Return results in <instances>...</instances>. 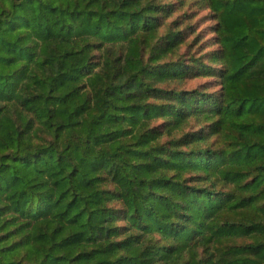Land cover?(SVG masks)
I'll use <instances>...</instances> for the list:
<instances>
[{"label":"trees","instance_id":"obj_1","mask_svg":"<svg viewBox=\"0 0 264 264\" xmlns=\"http://www.w3.org/2000/svg\"><path fill=\"white\" fill-rule=\"evenodd\" d=\"M0 264H264V0H0Z\"/></svg>","mask_w":264,"mask_h":264},{"label":"rangeland","instance_id":"obj_2","mask_svg":"<svg viewBox=\"0 0 264 264\" xmlns=\"http://www.w3.org/2000/svg\"><path fill=\"white\" fill-rule=\"evenodd\" d=\"M203 14H205L204 11H202V12L200 13V15H203ZM209 24H211V21H205V22L201 23V24L199 25L198 30H201V29L205 28V26H207V25H209ZM204 35H205V37L207 38V37H210V36H211V33H209L208 29H206V30L204 29ZM206 80H207L206 78H198V79L190 80V81L185 82V83L183 84V86H184L185 88H194V87H198L199 85H201V84H202L203 82H205Z\"/></svg>","mask_w":264,"mask_h":264}]
</instances>
